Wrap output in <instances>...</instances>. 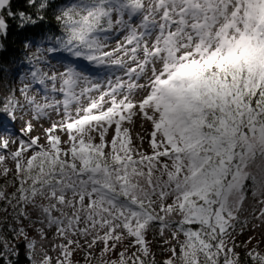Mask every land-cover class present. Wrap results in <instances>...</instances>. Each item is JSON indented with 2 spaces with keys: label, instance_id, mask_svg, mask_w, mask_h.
<instances>
[{
  "label": "snow or ice",
  "instance_id": "obj_1",
  "mask_svg": "<svg viewBox=\"0 0 264 264\" xmlns=\"http://www.w3.org/2000/svg\"><path fill=\"white\" fill-rule=\"evenodd\" d=\"M12 35L0 264H264V0H0Z\"/></svg>",
  "mask_w": 264,
  "mask_h": 264
},
{
  "label": "trees",
  "instance_id": "obj_2",
  "mask_svg": "<svg viewBox=\"0 0 264 264\" xmlns=\"http://www.w3.org/2000/svg\"><path fill=\"white\" fill-rule=\"evenodd\" d=\"M112 40L109 41V43ZM20 47L19 44V39L17 38V36L12 35L9 37V47H8V51L6 53L0 54V63H3L4 65H7L8 67H12L11 65V60L17 58V57H21L23 54L19 51H17V49ZM16 80L12 79V74L11 72H9L7 74V78L0 80V88L4 89L5 91H7L6 86H11L15 88V84ZM0 123L5 124L6 123V118L5 117H0ZM6 125V124H5ZM2 182V181H0ZM241 239H245L243 236L241 237ZM263 247H261L262 249H264V244H262ZM156 247L153 251L156 254V258L158 260L162 259L164 256V253L161 251L160 247L158 246V244L156 243ZM22 264H27V261H23Z\"/></svg>",
  "mask_w": 264,
  "mask_h": 264
},
{
  "label": "rangeland",
  "instance_id": "obj_3",
  "mask_svg": "<svg viewBox=\"0 0 264 264\" xmlns=\"http://www.w3.org/2000/svg\"><path fill=\"white\" fill-rule=\"evenodd\" d=\"M114 44H115V40H112L110 43H109V45L110 46H114ZM53 63H55V62H53ZM117 75H123V73H117ZM15 85V88H19V87H21L22 85H21V83H20V81H19V79H17L16 80V83L14 84ZM4 90V89H3ZM5 91V90H4ZM5 93H6V91H5ZM17 95L19 96V93H17ZM6 126L7 127H9V128H13V130H15V129H17V128H20V127H22L23 126V123L22 122H20V121H17V122H15V124H13L11 121H8L7 119H6ZM146 127H150V126H147L146 125ZM135 131H140V128H139V121H137V128L135 129ZM38 132H40V129H39V127L36 129V132H34L33 133V135H35V134H37ZM147 143H145L144 144V147L145 148H147ZM11 166V165H10ZM253 235H257V237L258 238H260V234L259 233H252ZM247 235H248V233H245V235L243 236L244 238H246L247 237ZM151 238V237H150ZM261 247H263V245L261 244ZM155 248H157L156 247V243H154L153 244V250L155 249ZM81 257L78 255L77 257H76V259L77 260H79Z\"/></svg>",
  "mask_w": 264,
  "mask_h": 264
}]
</instances>
